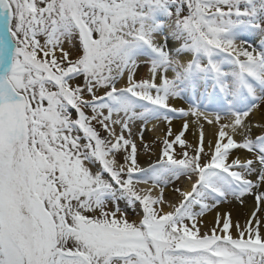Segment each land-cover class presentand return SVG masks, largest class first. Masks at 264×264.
<instances>
[{"label": "snow or ice", "instance_id": "obj_1", "mask_svg": "<svg viewBox=\"0 0 264 264\" xmlns=\"http://www.w3.org/2000/svg\"><path fill=\"white\" fill-rule=\"evenodd\" d=\"M0 264H264V0H0Z\"/></svg>", "mask_w": 264, "mask_h": 264}, {"label": "bare ground", "instance_id": "obj_2", "mask_svg": "<svg viewBox=\"0 0 264 264\" xmlns=\"http://www.w3.org/2000/svg\"><path fill=\"white\" fill-rule=\"evenodd\" d=\"M143 74V73H141ZM175 106L177 107H187V105L183 102V101H179V102H175ZM258 118V117H256ZM156 123V128L154 131H145L143 136H144V141L148 144L151 145L152 143H154L155 141H160L162 140L163 136H164V129L168 128V125L166 123H164V126L162 127V125L159 124V122H155ZM183 124V120H177V119H173L172 123H171V128H172V132L173 133H178L181 129V126ZM152 125H149V128H151ZM139 124H137L135 127H133V139L135 140L137 147L138 145H140V140L138 139V135H139ZM215 133H216V129L214 127L205 125L204 126V136H205V148L207 149V144L209 141H212L214 143L215 140ZM186 140L187 143L195 145L198 143V139H199V129L195 126L190 124L189 129L187 130V132L185 133L184 138ZM158 151L155 149L154 152L151 153V155L149 156H144V155H138V162L142 167H147L150 163L153 162L154 158L157 156ZM188 184L183 186V189L187 190L188 186H189V182H187ZM170 189V188H169ZM166 190L165 191V199L170 201V199L168 198L167 195H169V197L171 196L170 194V190ZM244 208H242L237 202L233 201L230 205H229V209L226 211H230L232 213V220L235 223L236 221H239L241 224L244 223V221L248 218L250 212L252 211V207H253V201L249 200L247 203H245V206H243ZM168 208H165V211H168ZM222 210V208H221ZM213 214L209 213L207 215H205L202 219L203 222L206 226L210 227L212 222H213Z\"/></svg>", "mask_w": 264, "mask_h": 264}, {"label": "rangeland", "instance_id": "obj_3", "mask_svg": "<svg viewBox=\"0 0 264 264\" xmlns=\"http://www.w3.org/2000/svg\"><path fill=\"white\" fill-rule=\"evenodd\" d=\"M177 120H181V119H177ZM159 124L162 125V127L164 126V122H159ZM166 130H167V128L164 129V134H165ZM254 131H255V130H254ZM173 134L175 135L176 133H173ZM183 138H184V137H183ZM169 139H171V137H169ZM160 148H161V140H160V141H155L154 143H152L151 145H149V149H150V150H149L148 152H145L143 146L140 144V145H138V147H137V149H138V155L141 154V155H144V156H149V155H151V153L154 152V150L156 149V150L158 151V154H157V156L154 158V160H153V162H154V161L157 159L158 155H159V150H160ZM174 150H175L176 153H179V152L181 151V149H180V147H179L178 145H174ZM206 150H207V149H206ZM241 156H242V158H243V155H242V154H241ZM187 182H188V181H187L186 179L181 178V180L175 182L173 185H170V187H169L170 189H169V190H170V194H171V196L169 197V195H167L168 198L170 199V202H172V203H176V202H178V200H179V196H178V194L174 193L171 189H172L173 187H180V188L183 189V186L186 185V184H188ZM249 200L251 201V198H248V199L246 200V203H247ZM221 208H222V211H226V210L229 209V205H222ZM242 208H244V207H242Z\"/></svg>", "mask_w": 264, "mask_h": 264}]
</instances>
